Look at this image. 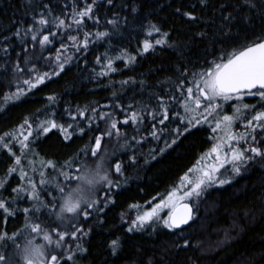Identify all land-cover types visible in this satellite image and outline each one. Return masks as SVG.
<instances>
[{"label": "trees", "instance_id": "trees-1", "mask_svg": "<svg viewBox=\"0 0 264 264\" xmlns=\"http://www.w3.org/2000/svg\"><path fill=\"white\" fill-rule=\"evenodd\" d=\"M92 3L93 0H0V108L3 109L0 111V136L5 133L18 135L25 119L33 129L29 149L24 152L16 141L5 140L10 142L12 151L21 156L17 172L9 173L15 158L7 149L0 148V182H4L0 196L9 201L13 199L11 190L22 183L20 167L36 181L38 189L42 187L39 180L43 171L48 183L40 196L49 205L51 198L56 197L58 210L60 193L56 184L63 186L65 192L75 187L60 173L79 175L75 169L83 172V166L99 163L102 155L110 179L119 182L120 187L110 190L105 183L95 197L99 202L97 208L104 210L81 207V212L90 213L87 220L79 214L63 222L54 216L41 215V227L48 229L54 241L58 239L54 230L71 233L74 224L85 231L91 229L83 239L79 234L76 240L66 236L60 248L48 245L29 232L26 224L30 221L21 211L6 223L0 213V234H18L16 239L20 244L25 238L36 236L37 244H45L48 259L57 255L60 264H65L66 260V257L61 259L60 254L67 251L75 253L73 261L67 264H264V159L259 157L242 167L239 175L229 173L230 183L205 189L210 197L207 201L213 204L212 215L208 216V220L212 219L211 229L225 225L227 230L230 219L241 215L240 221L237 220L239 231L234 232L232 240L203 252L199 246L203 239L199 227L205 214H200L191 201L195 218L184 230L152 223L142 230L128 231L138 215L150 211L173 190H185L190 184L182 187L183 177L195 179L191 169L216 158L215 153L208 154L222 131L213 132L212 129L216 121L223 118L219 111L221 115L233 112V117L236 116L235 104L216 101L219 107L207 114L204 112L207 102H202L201 97L203 105L197 109L194 101L198 95V77L194 74L205 72L218 57L264 36V0H250L249 3L245 0H207V4L201 0H112L111 4L107 0H96L91 18L85 17L81 25L73 24L74 12ZM41 13L50 21L49 25L44 26L37 41H32L29 35L21 43L14 33L32 27ZM186 13L196 19H190ZM229 13L231 17L225 20ZM57 18L65 20V27L57 28L53 23ZM112 20L116 23H109ZM152 26L159 31H153ZM49 29L56 33L54 38L50 36L53 42L41 47L38 40L49 34ZM98 32L108 35L97 38ZM86 34L87 48L82 45ZM73 36L77 37L75 42L71 39ZM145 40L153 44L147 52L143 50ZM156 40L165 43L157 45ZM58 55L59 61L56 60ZM18 61L23 72L15 71ZM109 62L115 71L107 67ZM59 63L64 64L59 75L46 78L44 84L28 92L20 101H4V96L14 93L18 86L27 90L23 80L59 71ZM189 87L193 88L192 98L187 96ZM242 102L251 112H241L238 119L234 117L232 128L238 136L249 131L246 125L253 115L264 111V100L258 95L244 96ZM186 103L193 110L191 113L185 112ZM165 110L168 119L161 123ZM131 111L138 112L142 120L136 124L131 120L127 125L122 124ZM192 117L200 123L187 125L189 130L185 131L187 120ZM211 118L214 120L210 121ZM112 119L118 122L122 135L105 136L101 149L92 157L90 152L95 138L109 127ZM45 120H54L66 128L72 125L68 128L72 138L65 140L59 129L35 138L37 122ZM80 128L84 129L83 134L79 133ZM177 128L179 134L175 131ZM257 139L264 145L259 131ZM126 144L127 147H122ZM239 146L245 147L243 142ZM49 161L54 168L47 166ZM115 163L121 164L122 176L115 173ZM109 197L115 203L104 207ZM29 203L27 198L17 201L19 208ZM243 213L249 215L250 222L243 219ZM113 240L119 243L115 254L110 247ZM217 241L222 240L218 238ZM77 244L87 251L79 252ZM16 252L10 240L0 241V253L9 258V264H24Z\"/></svg>", "mask_w": 264, "mask_h": 264}, {"label": "snow or ice", "instance_id": "snow-or-ice-1", "mask_svg": "<svg viewBox=\"0 0 264 264\" xmlns=\"http://www.w3.org/2000/svg\"><path fill=\"white\" fill-rule=\"evenodd\" d=\"M107 2L111 4L112 0H107ZM201 2L207 4V0H201ZM249 2L250 0H245V3ZM95 3L96 0H93V3L86 5L82 11L74 12L72 17L73 24L81 25L85 17L91 18ZM251 6L254 7L255 5ZM186 15H188L192 20L196 19V17L192 16L191 13H186ZM230 17L231 13H229L228 16H225L224 19L228 20ZM57 21H53V23H56L57 28L65 27L64 19L57 18ZM49 23L50 21L41 13L40 18L35 21V24L32 27H29L28 29H19L14 33V35L20 38L21 43H23L25 37H28L29 35L32 41H37L38 35L43 32L44 26L49 25ZM109 23L115 24L116 21L112 20L109 21ZM68 27H71V25H68ZM152 29L153 31H159V29L155 26H152ZM148 34L151 35L152 32L150 31ZM55 35L56 33L49 29V34L42 35V37L38 40V43L41 47L47 46L53 42L52 39H50V36L54 38ZM107 35V32L96 33L97 38H102ZM164 35L166 36L167 34ZM203 35L204 34L201 33V36ZM71 39L75 42L77 37L73 36ZM163 43H165L164 40L155 41V44L157 45ZM82 45L85 48L88 46L87 34L82 41ZM76 47L79 48V45H76ZM152 47L153 44L150 41L145 40L143 50L147 52ZM4 51L7 52V49H4ZM25 51L27 50L25 49ZM56 60H60L59 55L56 57ZM24 63L27 64L28 60L25 59ZM107 67L115 71V69L112 68L111 62H109ZM58 68L59 71H56L52 74L45 72L43 74L36 75L32 79L23 80V84L27 85V90L18 86L14 93L4 96V101L9 102L22 100L27 96L28 92L44 84L46 78L50 79L51 75H59V73L64 69V64L59 63ZM15 71H24V69L20 67L19 61L15 65ZM104 74L106 73H101V75ZM194 75L198 77V83H196L198 95L194 101L195 107L197 109L201 107L200 98L202 97L207 102V105L204 108V111L207 114H211L213 109L219 107V105L215 103L216 101L228 102L231 100H242L244 95H258L262 100H264V36L258 37L256 41L242 47L239 50H234L230 54H225L221 57H218L217 60H214L211 63L210 67L205 72ZM187 96L192 98L193 88H187ZM49 100H55V97H49ZM248 107L249 106L247 104L236 107L235 118L238 119L242 109L247 110ZM184 108L186 113H191L193 111L187 103L184 105ZM2 110L3 109L0 108V111ZM166 113L167 110H165V115L160 121L161 123L168 119ZM80 114L84 115L83 112ZM177 115H179V113H177ZM101 118L103 119V117ZM142 118L143 117L138 112L131 111L130 115L122 121V124L127 125L129 120H131L133 124H136L138 121H141ZM73 119H75V117H73ZM233 120V116L225 115L223 116L222 120L216 121L215 127L212 129L213 132H216L219 129L224 133L219 142L216 143L211 149V153L208 154L211 155L212 153H215L216 160L219 161V163L208 165L207 168L191 169L190 171L198 172L199 174L193 180H190L189 177L185 175V177L182 179L181 185L183 186V182L186 181L188 184L192 185L190 190L183 192L182 195L178 194L177 190H173L171 193H169L165 200H162L159 204L155 205L150 211H146L142 215H138L128 228L129 232L142 230L146 224L152 223H160L168 229L180 228L182 225L187 224L189 220L192 219V207L189 203H184L183 201L200 197L203 191L208 187H212L216 184L224 185L231 182L230 179L221 178L223 174L217 175L220 173L221 168H225L226 165H230L231 172L234 175H239L241 168L245 167L250 161L257 157L264 159V145H262L261 140L257 139V132L259 131L261 139L264 140V111L258 112L257 114L253 115L250 120H248L246 127L249 129V131L244 135L238 136L232 132ZM199 123V119H196L195 117L189 118L184 130H189L187 125L195 126ZM71 127L72 125H68L67 128L63 125H58L54 120L38 121L37 127L35 129V138H39L41 135H47L53 129H59L63 133V138L65 140H70L72 138V133L68 131V128ZM19 129L18 135L16 133H5L4 135L0 136V148L7 149L8 152L11 153L15 158V165L10 167L8 170L10 174L17 172L16 166L21 165V156L16 155L12 151L10 142H5L6 138L9 141H16L19 143L21 152H24L25 150L29 149V137H33L32 125L28 119H25L24 123L19 126ZM175 131L178 134L180 133L179 128H177ZM83 132L84 129L80 128L79 133L83 134ZM113 135L116 137L122 135L120 128L118 127V122L115 119H112L109 127L95 138L94 145L92 146L90 152L91 156L95 157L97 155V152L101 149L102 140L105 136L112 137ZM152 135L156 136V133L153 132ZM20 137H22V139ZM132 140L136 141V138L132 137ZM233 142H235V144ZM241 142L244 143L245 147L241 148L239 146ZM136 143H140V141H136ZM122 147H127V144L123 145ZM224 148H228L229 151H223ZM131 159L135 161V157H132ZM104 163L105 156L102 155L99 157V163L97 164L95 176H99L100 169L104 166ZM47 166L53 168L55 167L51 161L47 163ZM83 167L87 170L86 166ZM114 170L115 173L120 174L121 176L123 175L120 163L114 164ZM33 171L35 170L33 169ZM75 171L78 172L79 175H70V173L66 171L60 173L65 181L76 180L77 184L76 187L72 188L68 192H65L64 187L59 183L56 184V189L60 193V205L57 210L56 197L51 198L52 203L49 205L40 196V192L44 191L43 186L48 183V181H46L44 178V172H40L39 184L42 187L38 189L36 181L31 176H29L27 171L20 167L19 179L22 183L11 190L14 193L13 199L9 201L0 196V213L3 214L5 223L7 222L8 218L14 217L17 211H21L25 214L26 220L30 221L26 224V228L29 230V232L39 236L48 245L54 244L56 248H60L62 246V242L65 240L66 236H70L72 240H76L78 234L80 239L87 237L91 232V229L89 228L87 231H85L83 227H77L74 224V230L71 233H68L67 231L54 230L56 235H58V239L54 241L52 239V235L49 234L48 229L46 227H41V224L43 223L41 220L42 214L48 217L54 216L56 220L61 222H63L66 216L70 214H79L85 220H87L89 217V211H80L81 206L79 199L76 198L75 194L79 191V184L82 181H87L89 183L92 181L89 179L86 171L80 172L79 168L75 169ZM103 179L106 180V184L110 190L112 188L120 187L119 182L114 183L107 175L104 176ZM3 188L4 182H0V189ZM25 198H27V200L30 202L29 206L19 208L17 201L24 200ZM98 203L99 202L97 200L87 203V209H97L98 211H103V208H97ZM108 203H115V201L113 198L109 197L104 207H107ZM164 208H168L170 211L168 212L166 218H161L160 212ZM33 217H35V221H32ZM17 235L18 234H13L12 236H9L6 232H4L0 234V241L10 240L17 249L16 254L22 259L24 264H60V259H58L57 255H51L50 260L48 259L45 252L42 251V249L45 248V244H37L36 236L31 239L25 238L23 244H20L17 242ZM110 247L113 254H115L119 247L118 241L113 240L110 244ZM77 250L81 253L87 251V249L83 248L80 244H77ZM74 255V252L67 251L61 253L60 258L64 259L66 257L65 264H67V261H73ZM0 264H9V258L2 253H0Z\"/></svg>", "mask_w": 264, "mask_h": 264}, {"label": "rangeland", "instance_id": "rangeland-1", "mask_svg": "<svg viewBox=\"0 0 264 264\" xmlns=\"http://www.w3.org/2000/svg\"><path fill=\"white\" fill-rule=\"evenodd\" d=\"M205 100L204 99H202V102H204ZM229 102H232V104H235V105H233L235 108L236 107H238V106H241V104H243L244 102H242V100H231V101H229ZM201 103V102H200ZM203 104L201 103V106H202ZM201 108V107H200ZM234 109V108H233ZM235 110V109H234ZM249 111V113L251 112L249 109H247V110H243L242 109V111L241 112H243V113H247ZM205 112V111H204ZM233 112H231V116H233V114H232ZM218 114L220 115V116H225V115H221L222 114V111H219L218 112ZM236 114V113H235ZM229 115V116H230ZM234 117H235V115H234ZM214 120V118H211L210 119V121L211 120ZM219 120H222V119H219ZM232 132L234 133V131H233V128H232ZM224 135V133L222 132V133H219V135L216 137V139H215V144L216 143H218L219 142V140H220V138L222 137ZM215 157H216V155H215ZM219 163V161H217L216 160V158L215 159H213V162H211L210 160L209 161H207L206 163H203L202 165H200V167H198V168H207V166L208 165H212V164H218ZM95 164H97V163H95ZM95 164H92V166L93 165H95ZM107 164V163H106ZM87 167H90V164L89 165H87ZM229 173H232L231 172V166H229V165H226L225 166V168H221L220 169V173H218L217 175H221V174H223L222 175V177L221 178H227V179H229ZM199 173L198 172H193L192 173V175H194L195 177L198 175ZM228 174V175H227ZM189 177V179L190 180H193L190 176H188ZM69 182V181H68ZM70 183L72 184V185H74V186H76V184H77V181L76 180H71L70 181ZM185 184H187L188 185V183L185 181L184 183H183V186L185 185ZM182 185V184H181ZM182 186V187H183ZM216 186H220L219 184H216V185H214V186H212V187H216ZM190 187H192V185H188L186 188H185V190H177L178 191V194H180V195H182L183 194V192H185V191H188L189 189H190ZM59 192V191H58ZM204 194L205 195H207L206 193H205V190L203 191V193H202V195L200 196V197H198V198H192V199H189V200H186V201H183V202H189V201H191V202H194V204L197 206V210H199L200 211V214H205V218H203L202 220H201V225H200V230H201V233H203V239H202V241L199 243V246H200V248L203 250V252H205V251H208V250H211V249H213V248H215V247H217V246H220V244L221 243H226V242H228V240H232V237L233 236H235V235H233V234H235L234 232H238L239 231V228L237 227V220L239 219V221H240V217H241V215L239 216V215H237V216H235V218H233L232 219V221H231V219H230V221H229V225H230V228L229 229H227V230H225V228H224V226H219L218 228H216V229H214V227L211 229L210 228V221L212 220V219H210V220H208V216L209 215H212L211 213H212V211H211V209L213 208V204L212 205H210L211 204V202H209V201H207V199L208 198H210V197H208V195H207V197H205L204 196ZM160 203V202H159ZM159 203H157V204H159ZM156 204V205H157ZM170 210L168 209V208H164L161 212H160V216L162 215V214H164V215H167L168 214V212H169ZM229 215H231V214H229ZM201 216V215H200ZM200 216L198 217V219L200 218ZM75 217V215H67L66 216V218H65V220H71V219H73ZM242 217H243V219L246 221V222H250V221H248L249 219H247V218H249V215L248 214H245V213H243L242 214ZM250 219H251V217H250ZM234 220V221H233ZM209 222V223H208ZM209 226V227H208ZM225 230V231H224ZM228 231V234L226 233ZM209 232V233H208ZM206 234H207V237H205L206 236ZM218 238H220V240H222L221 242H218L217 240H218Z\"/></svg>", "mask_w": 264, "mask_h": 264}, {"label": "clouds", "instance_id": "clouds-1", "mask_svg": "<svg viewBox=\"0 0 264 264\" xmlns=\"http://www.w3.org/2000/svg\"><path fill=\"white\" fill-rule=\"evenodd\" d=\"M97 164L87 167V170L83 169V172L86 171L89 179H91L92 182L89 183L87 181H82L79 184V191L75 195L76 198L79 199L81 207L95 200L97 192L106 183V180L103 179V177L106 175L110 176L106 162L104 163V166L100 169L99 176H95ZM42 251H44L46 254L45 248L42 249Z\"/></svg>", "mask_w": 264, "mask_h": 264}, {"label": "water", "instance_id": "water-1", "mask_svg": "<svg viewBox=\"0 0 264 264\" xmlns=\"http://www.w3.org/2000/svg\"><path fill=\"white\" fill-rule=\"evenodd\" d=\"M255 91V90H254ZM184 203H189V202H184ZM190 205H191V207H192V219L191 220H189V222L187 223V224H184V225H182L180 228H176V229H174V230H178V231H180V230H184V229H186L192 222H193V219H194V207H193V205L191 204V203H189Z\"/></svg>", "mask_w": 264, "mask_h": 264}, {"label": "bare ground", "instance_id": "bare-ground-1", "mask_svg": "<svg viewBox=\"0 0 264 264\" xmlns=\"http://www.w3.org/2000/svg\"><path fill=\"white\" fill-rule=\"evenodd\" d=\"M194 216H195V208H194Z\"/></svg>", "mask_w": 264, "mask_h": 264}]
</instances>
